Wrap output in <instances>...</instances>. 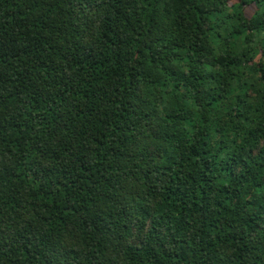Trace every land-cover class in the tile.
I'll list each match as a JSON object with an SVG mask.
<instances>
[{"label": "trees", "instance_id": "obj_1", "mask_svg": "<svg viewBox=\"0 0 264 264\" xmlns=\"http://www.w3.org/2000/svg\"><path fill=\"white\" fill-rule=\"evenodd\" d=\"M0 264H264V0H0Z\"/></svg>", "mask_w": 264, "mask_h": 264}]
</instances>
